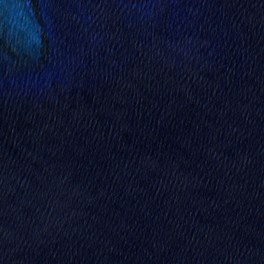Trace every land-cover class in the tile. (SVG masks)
<instances>
[{"label":"water","instance_id":"obj_1","mask_svg":"<svg viewBox=\"0 0 264 264\" xmlns=\"http://www.w3.org/2000/svg\"><path fill=\"white\" fill-rule=\"evenodd\" d=\"M0 264H264V0H0Z\"/></svg>","mask_w":264,"mask_h":264}]
</instances>
